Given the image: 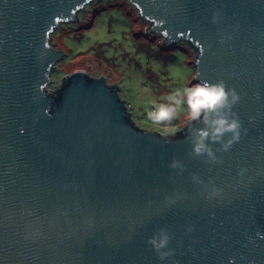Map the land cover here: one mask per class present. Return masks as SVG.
<instances>
[{
	"label": "water",
	"instance_id": "obj_1",
	"mask_svg": "<svg viewBox=\"0 0 264 264\" xmlns=\"http://www.w3.org/2000/svg\"><path fill=\"white\" fill-rule=\"evenodd\" d=\"M91 1L0 0V264H264V0H129L146 32L198 47L193 81L239 93L247 134L211 164L189 155V124L171 140L137 128L102 75L46 92L63 57L49 35ZM161 227L163 261L147 242Z\"/></svg>",
	"mask_w": 264,
	"mask_h": 264
},
{
	"label": "rangeland",
	"instance_id": "obj_2",
	"mask_svg": "<svg viewBox=\"0 0 264 264\" xmlns=\"http://www.w3.org/2000/svg\"><path fill=\"white\" fill-rule=\"evenodd\" d=\"M77 13V20L60 22L49 35L63 57L54 64L49 87L64 76L84 70L93 79L104 76L116 84L120 100L129 103L132 120L144 132L160 131L145 118L153 100L193 81L196 52L184 41L167 44L158 32H146L147 22L129 0H93ZM178 130L188 122L181 114ZM174 135V134H173Z\"/></svg>",
	"mask_w": 264,
	"mask_h": 264
},
{
	"label": "clouds",
	"instance_id": "obj_3",
	"mask_svg": "<svg viewBox=\"0 0 264 264\" xmlns=\"http://www.w3.org/2000/svg\"><path fill=\"white\" fill-rule=\"evenodd\" d=\"M219 16V11H215L213 22H216ZM193 79L196 77L194 76ZM239 101V93L235 88L227 86L223 79L214 82L203 79L174 88L160 100H153L150 108L146 109L145 118L152 124L160 126L161 134L167 137L178 131L173 122L183 114L190 126L189 155L202 158L205 163H221L222 156L218 157L216 153L228 152L234 143L240 141L242 130L244 134L248 131L243 128L238 113L233 110L234 105ZM195 123H201L203 126L194 127ZM216 144L219 147L214 149L213 145ZM168 166L177 169L178 174L185 169L184 163L176 157L172 158ZM244 171L245 169H241V175ZM191 176L194 182L204 183L198 173H192ZM211 183L209 181L208 184H204L208 196L220 197L223 189L215 185L209 188L208 185ZM176 198L178 194L177 197H165L169 203H174ZM192 230V226H189L188 231ZM171 236L167 227H161L148 237V244L152 246L161 261L173 256L175 252V249L168 247ZM172 264H178V261H173Z\"/></svg>",
	"mask_w": 264,
	"mask_h": 264
},
{
	"label": "trees",
	"instance_id": "obj_4",
	"mask_svg": "<svg viewBox=\"0 0 264 264\" xmlns=\"http://www.w3.org/2000/svg\"><path fill=\"white\" fill-rule=\"evenodd\" d=\"M81 9H83V8H81ZM80 9V10H81ZM80 10H78L77 11V13L80 11ZM141 17V16H140ZM141 19H143V21H145V22H147V26H146V29L147 28H149L150 26H152V24H153V22H151V21H149V20H147V19H145V18H142L141 17ZM163 39H164V37H163ZM49 42L51 43V41L49 40ZM165 42V41H164ZM189 47H191L196 53H197V51H198V47L197 46H195V45H193L192 44V42L190 41V40H187V41H184ZM51 44H53V43H51ZM87 73V72H86ZM90 78H92V77H90L89 75H88V80H90ZM61 88L63 87V85H61L60 86ZM60 88V89H61ZM60 93H61V91L59 90L58 92H57V94L54 96L55 97V99L56 100H59V98H60ZM129 120V119H128ZM132 122V121H131ZM134 123V122H133ZM188 126V123L186 124V125H184V127L182 128V129H180V130H178L174 135H169V136H167V137H165L167 140H171V139H175V138H177V137H180L181 136V132H182V130H184L186 127ZM137 128H139L138 126H136ZM140 129V128H139Z\"/></svg>",
	"mask_w": 264,
	"mask_h": 264
},
{
	"label": "built area",
	"instance_id": "obj_5",
	"mask_svg": "<svg viewBox=\"0 0 264 264\" xmlns=\"http://www.w3.org/2000/svg\"><path fill=\"white\" fill-rule=\"evenodd\" d=\"M77 71H84V70H77ZM106 79V78H105ZM61 82H62V80H61ZM105 82H106V80H105ZM61 84V83H60ZM45 89H46V92L47 93H53L54 92V90H55V88H50L49 87V85H46L45 86ZM123 106H124V108H125V110L127 111V112H129L128 110H129V106H130V104L129 103H125L124 101H123ZM130 114V119L132 120V116H131V113H129ZM133 121V120H132Z\"/></svg>",
	"mask_w": 264,
	"mask_h": 264
},
{
	"label": "flooded vegetation",
	"instance_id": "obj_6",
	"mask_svg": "<svg viewBox=\"0 0 264 264\" xmlns=\"http://www.w3.org/2000/svg\"><path fill=\"white\" fill-rule=\"evenodd\" d=\"M82 10V9H81Z\"/></svg>",
	"mask_w": 264,
	"mask_h": 264
}]
</instances>
